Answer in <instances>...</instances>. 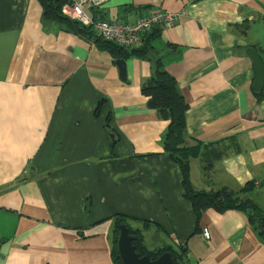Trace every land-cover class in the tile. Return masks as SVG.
<instances>
[{
  "label": "crops",
  "instance_id": "crops-1",
  "mask_svg": "<svg viewBox=\"0 0 264 264\" xmlns=\"http://www.w3.org/2000/svg\"><path fill=\"white\" fill-rule=\"evenodd\" d=\"M153 12L176 16L149 46L187 105V145H202L192 186L225 187L264 215V86L253 91L245 53L264 64V0H106L95 14L129 24ZM117 59L45 21L37 0H0V264H113L117 215L146 251L264 264L246 213L195 218L163 151L168 123L140 94L152 65L128 58L120 79Z\"/></svg>",
  "mask_w": 264,
  "mask_h": 264
},
{
  "label": "trees",
  "instance_id": "trees-1",
  "mask_svg": "<svg viewBox=\"0 0 264 264\" xmlns=\"http://www.w3.org/2000/svg\"><path fill=\"white\" fill-rule=\"evenodd\" d=\"M45 21L55 23L63 31L72 33L86 40H94L98 47L109 52L114 58L126 60L128 58H139L151 63L152 69L149 78L145 79L140 87V94L155 104L154 110L157 117L167 121V128L163 134L162 146L167 156L179 167L182 175V197L192 207L195 218L206 209L217 212L226 210H239L247 214L248 222L256 231L258 238L264 243V215L247 198L238 199L237 194L225 187L215 191H198L189 179V159L196 158L201 150L200 144L187 145L185 112L187 105L183 100L176 80L165 70L158 51L149 46V40L159 36L163 27L155 25L150 31L143 34L138 48L126 50L118 45L103 40L97 36L92 27H84L72 20L62 12V7L69 3V0H37ZM98 17V16H97ZM144 17V16H142ZM205 146V145H203ZM134 219L117 215L113 218V230L110 238V255L113 264H122L117 253L118 228L124 225L128 234L132 237V246L140 256H148L154 260L165 252L170 253L173 264H188L184 256V249L177 251L171 248H164L157 251H146L140 231L132 227Z\"/></svg>",
  "mask_w": 264,
  "mask_h": 264
},
{
  "label": "built area",
  "instance_id": "built-area-1",
  "mask_svg": "<svg viewBox=\"0 0 264 264\" xmlns=\"http://www.w3.org/2000/svg\"><path fill=\"white\" fill-rule=\"evenodd\" d=\"M105 2L106 0H69V3L62 7V12L82 26L92 27L103 40L126 50L138 48L143 34L155 25L167 28L173 25L176 18L172 13L153 12L129 24L121 20L107 21L99 19L95 14ZM202 237L206 240L209 238L207 229L202 230Z\"/></svg>",
  "mask_w": 264,
  "mask_h": 264
},
{
  "label": "water",
  "instance_id": "water-1",
  "mask_svg": "<svg viewBox=\"0 0 264 264\" xmlns=\"http://www.w3.org/2000/svg\"><path fill=\"white\" fill-rule=\"evenodd\" d=\"M245 53L248 55L252 62L255 74L252 85L253 91L255 93H259L264 86V64L253 48H248ZM114 63L117 67L119 78L123 79L124 60L117 59L114 61ZM148 107L154 108V102L149 101ZM131 242L132 237L128 234L127 228L124 225L119 226L117 238V253L122 264H173L169 252H165L158 256L156 259L151 260L148 256H140L138 253H136Z\"/></svg>",
  "mask_w": 264,
  "mask_h": 264
}]
</instances>
